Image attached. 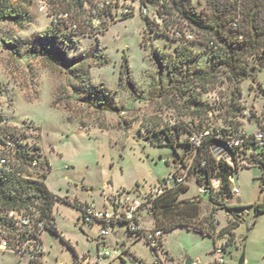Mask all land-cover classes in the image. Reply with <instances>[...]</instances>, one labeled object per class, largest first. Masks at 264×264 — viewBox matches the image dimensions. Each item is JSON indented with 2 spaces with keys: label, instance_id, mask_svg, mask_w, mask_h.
Instances as JSON below:
<instances>
[{
  "label": "rangeland",
  "instance_id": "obj_1",
  "mask_svg": "<svg viewBox=\"0 0 264 264\" xmlns=\"http://www.w3.org/2000/svg\"><path fill=\"white\" fill-rule=\"evenodd\" d=\"M41 1L46 4L44 11L39 8ZM66 1L18 0L13 10L23 18L0 20V117L8 120L12 137L38 147L40 158L50 165L45 185L58 198L53 207L58 234L42 232L41 264H77L75 259L84 257L94 264L97 254L105 250L111 256L100 264H155L158 259L163 264H185L187 258L204 264L203 260L213 258L216 232L212 237L177 227L163 233V244L155 253L145 240L130 236L123 224L110 230L104 246L102 226L84 223L76 207L84 200L100 204L123 189L135 198L134 190L144 194L176 170L173 160L187 148L172 147L164 140L151 143L162 137L159 132L167 130L173 119L183 117L176 111L178 103L161 91L176 84L188 69H211L212 55L202 44L206 37L183 20L171 2L164 8L148 3L145 17L138 13L140 0H127L133 15L121 18L123 8H119L115 20L104 18L102 34L77 33L64 45L48 33L51 13L65 10ZM251 4L252 0H178L179 8L189 9L207 23L222 19L228 30H233L231 21L240 19L239 13ZM156 14L158 23L153 20ZM176 29L192 30L193 42L176 41ZM250 63L256 81L239 84L237 101L263 111L264 69L258 71L255 59ZM234 88L219 74L212 93L203 95V100L225 108L233 91L237 96ZM216 113L218 117L225 114L224 110ZM242 122L246 130L255 129V124ZM186 138L182 134L180 142ZM252 152L258 150L249 148L247 156ZM262 178V169L253 163L234 173L240 196L229 198L227 205L242 221L233 231L225 264H238L242 253L243 264H264V212L255 216L253 211L255 204L264 205ZM186 186L180 199L200 198L194 224L198 227L200 219L212 215L218 222L216 229L224 226L226 212L211 214V205L198 194L193 177ZM241 208L250 213L242 216ZM162 215L149 206L147 212L140 211V225L148 227L153 221L155 226ZM0 264H29V260L24 254L0 250Z\"/></svg>",
  "mask_w": 264,
  "mask_h": 264
},
{
  "label": "trees",
  "instance_id": "obj_2",
  "mask_svg": "<svg viewBox=\"0 0 264 264\" xmlns=\"http://www.w3.org/2000/svg\"><path fill=\"white\" fill-rule=\"evenodd\" d=\"M68 1H66L65 10L55 9L51 13V29H49L48 33V37L57 39L64 45L67 44V39L73 35L90 32L84 27L86 21L92 22L93 19L98 18L102 20V24H105L104 18L109 17L111 20H115L117 11L120 8L119 4L124 0H112L114 1L115 10L100 11L97 15L88 12L94 8V4L98 0ZM168 2L173 4L183 20L206 37L202 44H204L212 55V66L210 70L199 68L194 70L188 69L177 80L176 84L161 91V95L169 93L171 100L178 103L176 111L179 113V116L183 117L175 118L177 122L169 125L167 130H161L159 133H161L162 137H159L158 141L152 140L151 143L155 145L162 144V140H164L172 147L179 144L184 145L187 148L185 154L181 156L177 155L173 163L178 166L176 170L186 172L187 179L193 177L198 186L208 183L213 177L221 180L222 185L218 193L220 196H207V199L213 211L224 210L231 216L227 221L226 227L219 232L220 234L229 235L231 245L234 236L233 231L239 227V223L242 220L239 215L233 213L234 208L227 205L228 199L231 198L227 175L237 173L240 167L245 168L248 164L252 163L259 166L263 172L264 165L261 161L255 159L253 152L250 154V157L247 156V150L251 148L249 144L244 145L243 148L238 149L234 153V160H237L235 162V168L230 167L226 163L215 161L210 153V146L219 141L215 137L217 133L214 129L212 133L203 139L198 148L191 146L188 137L193 132L203 131L206 124L211 125L216 123L223 137L228 131L236 130L243 126L242 111L246 106L237 101L240 96L238 86L245 80L256 81L257 76L254 71V66L250 63L251 60H257L259 65L258 71L264 69V0H252V4L246 7V10L242 9L238 15L240 19L231 21L233 30L226 29V23H223L222 19L216 20L213 24L202 21L189 9L179 8L178 0H162L161 4L160 0H140L139 6L148 7L149 3L151 5L154 4L156 7L164 8ZM13 7L14 5L4 7L0 20L6 17L23 18V16L17 13V10H13ZM61 12L69 13L71 19L78 23L77 30L70 28L63 20L55 24L52 22V16ZM156 15L160 17L159 14ZM125 17L127 16H121V18ZM145 20L147 23H154V21H150L147 18ZM104 29L96 33L92 32L98 35L102 34ZM185 31H189L194 35L192 30ZM176 41L185 44L193 42H185L178 38H176ZM123 67L124 71H127L128 67L125 58ZM219 74L223 75L229 82L235 84L234 90L237 92L236 96L233 91L231 101L225 108L224 106L216 108L212 103L203 100V95L212 93ZM216 110H224L225 114L218 117L219 115L216 113ZM196 118L200 120V124L196 128L189 129L184 124L183 120L189 119L193 121ZM3 120L8 121L5 117H0V123ZM10 130L12 129H9L8 122L7 125L0 127V146L10 142L16 152L12 171H0V236L10 235L14 237L16 235L15 233L19 231V227L8 217L10 211L32 217L39 214L40 218L46 220L54 219L53 207L58 201V198L45 185V179L50 172V165L46 160L40 158L38 147L35 144L31 145L26 140L12 137L14 133H11L12 131ZM182 134L187 135V138L183 142H180V136ZM33 160L37 161V165H32ZM203 161L205 165L202 167L200 164ZM243 161H245L244 164L241 163ZM166 163L168 164V162ZM263 184L264 178H262V186H264ZM186 190V185H180L159 197L151 204L153 210L156 207L163 212L162 219L160 222H156L155 228H159L165 233L177 227H185L213 237L216 226L213 224L212 215L200 219L202 223L198 227L194 224V221H196L199 215L197 201L200 198L179 200L181 193ZM64 203L69 204L67 202ZM76 208L81 210V206ZM253 211L255 216L263 213L264 205L255 204ZM45 230L58 234L56 226L46 228ZM69 247L71 248V246ZM39 259L32 260L28 258L29 264H41Z\"/></svg>",
  "mask_w": 264,
  "mask_h": 264
},
{
  "label": "built area",
  "instance_id": "obj_3",
  "mask_svg": "<svg viewBox=\"0 0 264 264\" xmlns=\"http://www.w3.org/2000/svg\"><path fill=\"white\" fill-rule=\"evenodd\" d=\"M17 1L18 0H0V16L4 10V7L15 5ZM161 3L162 0H160V4ZM125 4V0L119 4L120 8H123L121 16L133 15V7L131 5ZM39 8L40 11L46 10L47 8L45 2L41 1ZM106 10H115L114 1L98 0L95 2L94 8L90 9L88 13L97 15V13L100 11ZM138 13L141 16L148 15L147 7L139 6ZM153 19L155 22H159L158 15L154 16ZM61 20L65 21L73 30L78 29V23L71 19L69 13L61 12L52 16V22L54 24ZM102 25V20L96 18L93 19L92 22L86 21L84 27L85 29L96 33L101 30L100 27ZM174 36L178 39H182L185 42L194 40V35L191 32L180 29L174 32ZM242 115L243 120L247 121L248 123L255 124V129L253 131H248L242 126L236 130L228 131L223 137L220 133V128L216 123L211 125L206 124L203 131L193 132L188 137L189 143L194 148L200 147L203 139L212 133L214 129L217 133L215 137L219 141L213 143L210 146V153L215 161L226 163L230 167L235 168V162L237 160H234V153L238 149L243 148L244 145L249 144L252 149L258 150L257 153L253 152V154L255 159L257 161H261L264 165V113L263 111L253 107H245L242 111ZM183 121L184 124L189 127V129H194L200 124V120L197 118L193 121H190L189 119H185ZM176 122L177 119H173L171 124H175ZM3 125H7L6 120H3L0 123V127ZM15 154L16 152L12 147V143L7 142L5 145L0 146V171H12ZM241 163L244 164L245 161ZM32 165H37V161L33 160ZM200 165L203 167L205 162L203 161ZM227 180L229 182L231 197L239 198L240 187L234 180V173L228 174ZM186 181V172L177 169L171 173L167 179L161 180L158 185L151 187L144 194H141L138 188L134 190L136 195L135 198H133L127 190L123 189L107 198L105 201L106 204L103 207H98L94 203H86L81 205V218L84 223L90 225L103 223L105 227L100 231L101 238H105L110 234V226L122 223L126 226L127 231L130 234L141 237L151 248H156L154 252L157 253L158 248L161 247L163 232L161 229L155 227L150 229L142 228L138 221L140 210L145 206H150L155 200L170 190L179 187L180 185H186ZM221 185V180L219 178L213 177L208 183L199 185L197 191L200 196L205 197L218 195ZM140 199H142V201ZM249 213L250 212L248 209H243L242 216ZM225 215L227 219H230L231 216L228 212H226ZM8 217L11 218L19 227V231L15 233L16 235L14 237L10 235L0 236V250L25 254L29 259L32 260L39 259L44 253V248L41 242V234L46 228L55 227V220H46L44 218H40L39 214L32 217L15 211H10L8 213ZM213 224L217 226L218 222L214 220ZM220 230L221 229H216L215 231L217 237H215L216 241L214 242L212 250L213 258L211 264H225V255L227 253L228 247L230 246L229 235L220 234ZM117 254L120 255V251H118ZM110 256L111 252L108 250H105L103 253H98L93 260L94 264H100L103 258H108ZM75 260L77 264H89L88 259L85 257L82 259L76 258ZM155 264H163V262L158 259ZM191 264L199 263L191 262Z\"/></svg>",
  "mask_w": 264,
  "mask_h": 264
},
{
  "label": "crops",
  "instance_id": "obj_4",
  "mask_svg": "<svg viewBox=\"0 0 264 264\" xmlns=\"http://www.w3.org/2000/svg\"><path fill=\"white\" fill-rule=\"evenodd\" d=\"M264 185V184H263ZM111 195H108L107 197H105L104 199H103V201L100 203V204H96L95 202H92V201H89V200H84V201H81V202H83L82 204H86V203H94V204H96L98 207H103V206H105V201L107 200V198H109ZM185 199H188V198H185ZM185 199H180V197H179V200H185ZM192 199H194V198H192ZM64 204H66V203H64ZM81 206V205H80ZM151 206V205H150ZM148 208H149V206L148 207H143L140 211H148ZM79 212H80V210H79ZM81 213V212H80ZM140 214V213H139ZM211 214H214V211L212 210V207H211ZM53 215H54V213H53ZM214 216V215H213ZM138 221H139V219H138ZM96 224H100L101 226H102V229L105 227V225L103 224V223H96ZM139 224H140V222H139ZM116 225H123L122 223H120V224H115V225H113V226H110V230L111 231H113L114 229H115V227H116ZM226 225H227V222H226V224L224 225V226H221L222 228H224V227H226ZM141 226V225H140ZM142 228H144V229H150V228H153V227H155L154 226V224H153V221H152V223H151V225L150 226H148V227H144V226H141ZM221 227H219L220 229H222ZM56 228H57V226H56ZM128 232V231H127ZM129 233V232H128ZM127 233V234H128ZM234 233V232H233ZM235 234V233H234ZM129 235L130 236H134L133 234H130L129 233ZM135 237V236H134ZM214 238V240H215V237H213ZM101 241H102V244L104 245V246H106V241H105V239L104 238H101ZM213 242H215V241H213ZM163 243H162V240H161V245H162ZM213 246H214V244H213ZM98 247V246H97ZM213 250V249H212ZM211 253H212V251H211ZM120 255H121V250H120ZM172 256V255H171ZM171 256H168V259H170V258H172ZM199 257H201L200 255L198 256V257H196V259H199ZM190 260L191 262H195L194 260H191L192 258H187L186 259V261L187 260ZM123 261V260H122ZM185 261V262H186ZM204 264H211V262H212V259H207V260H203L202 261Z\"/></svg>",
  "mask_w": 264,
  "mask_h": 264
},
{
  "label": "water",
  "instance_id": "obj_5",
  "mask_svg": "<svg viewBox=\"0 0 264 264\" xmlns=\"http://www.w3.org/2000/svg\"><path fill=\"white\" fill-rule=\"evenodd\" d=\"M244 263V253H242L240 259H239V262L238 264H243ZM185 264H191V261L188 259Z\"/></svg>",
  "mask_w": 264,
  "mask_h": 264
}]
</instances>
